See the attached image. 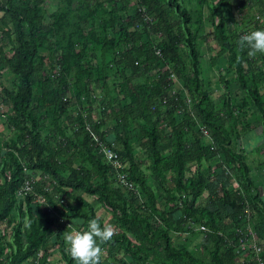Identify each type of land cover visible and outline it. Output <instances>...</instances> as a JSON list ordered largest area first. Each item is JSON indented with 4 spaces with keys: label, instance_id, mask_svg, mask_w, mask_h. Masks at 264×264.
Wrapping results in <instances>:
<instances>
[{
    "label": "trees",
    "instance_id": "16d2710c",
    "mask_svg": "<svg viewBox=\"0 0 264 264\" xmlns=\"http://www.w3.org/2000/svg\"><path fill=\"white\" fill-rule=\"evenodd\" d=\"M64 1L67 11L65 15L73 13L76 9L73 0ZM104 1L109 4L115 2ZM137 4L136 17H130L128 22L125 21L126 26L121 27L124 32L123 41L128 46L121 58L126 62L124 65L130 68L131 74L121 75L122 81L118 91L126 102L117 107L111 104L110 111L116 126L121 127L123 132L116 134V140L120 145L117 151L123 162H128L129 179L138 187L142 198L132 192H123L117 186L112 168L98 153V145L93 138L97 136L99 142H104L102 124L88 127L85 120L78 117L79 127L75 132V138L71 141L67 139L66 147L74 148L91 169L74 167L70 163L60 161L59 156L62 152L60 145L54 150L42 138L43 125L36 117L34 108L42 106L48 109V113L54 116L55 127L59 129L57 121L66 112V102L62 99L59 89H52L49 84L42 82L38 84L35 94L34 78L41 61L39 48L43 36L40 4L38 0H0L2 22L4 25L11 23L16 35V47L9 55L0 49V56L17 78L15 89L10 91L3 88V93L12 108L8 121L19 132L16 140L5 143L8 155L0 166L4 179L3 183H0V222L6 221L15 208L18 212L11 241L6 242L0 234V257L5 249H8L7 261H0V264H22L35 256L45 245L48 232L55 223V217L65 220L81 218L84 224L92 218H97L92 204L83 197L84 194L93 196L112 213L117 232L110 240L102 243L110 245L111 250L115 248L123 250L137 264H149L151 260H154L155 264H167L169 260L180 264H228L232 261V249H227L224 255L221 253L223 239L217 232L213 238L212 263L196 259L185 248L173 247L170 238L171 231L186 233L187 221L198 224L207 219L204 224L211 230H217L210 209L196 204L206 188V177L202 169L197 166L193 175L184 178L186 168L191 163L198 165L202 160L223 155L225 166L238 172L241 188L230 192L223 187L222 196L217 195L218 202L228 206L235 213L241 211L246 203L261 202L258 194L252 193L254 184L249 176L245 158L233 148L226 127L227 119L232 114L229 98L226 97L223 102V111H217L216 104L203 85L199 68L200 57L194 43V34L198 32L201 20H196L192 26L191 16L180 0H167L166 6L174 10L181 19L180 33L176 34L167 24L168 14L160 0H137ZM98 6L97 10L101 12V5ZM226 6L231 8L241 6L248 11L255 10L259 20L264 19V0H217L213 7V12L218 18L214 33L219 48L218 56H226L228 66L236 74L240 88L246 92L261 116L264 133V98L259 90L260 84L264 82V54L258 52L250 55L248 48L241 46L240 37L243 32L226 28L224 24L226 21L221 14V10ZM144 7L156 16V24L152 31L160 33L161 37L156 46L152 45L150 34L145 36L138 29L139 23L143 21L141 10ZM115 14L114 11L110 19L111 25L115 24ZM89 16L94 17L95 12L90 11ZM131 26L136 28L130 30ZM254 26L258 27L257 23ZM78 30L76 41H84L89 45L76 50L75 42L69 40L67 51L60 59L63 71L66 74L73 73L72 92L76 98L88 94L89 83L93 78L101 79L103 84L105 81L102 68L97 69L83 62L85 51L92 45H99L105 53L115 49L117 44L115 39L100 41L91 29L78 27ZM182 41L187 45L192 61L189 75L179 49ZM159 61L171 66L172 74L182 80L183 88L191 97L190 111L186 109L180 97L166 93L173 83L171 74L164 73L156 80L145 83L134 82L135 76L142 71L143 64H146L145 70L148 74L150 66ZM162 107L165 108V114L169 119L171 129L169 140L172 141L171 153L165 161L160 150V144L164 139L159 129ZM137 119L142 122L137 124L142 132V138H146L144 147L152 162L153 174L160 184L159 188H163L167 193V203L162 210L157 207L156 193L148 185L133 154L130 131ZM195 121L200 122L209 132L210 144H204L198 137L191 143L185 140L186 131L192 130ZM26 170L40 171L51 177L53 181L51 192L47 189L39 191L49 209L33 203L36 195L30 193H24L23 201L17 200L16 193L28 178ZM166 171L175 174L174 191H168L161 184L160 178ZM71 191L81 194H74ZM52 192L62 194L70 202L64 203L63 200L60 201L62 203L54 202ZM175 194L184 197L183 207L175 204ZM139 203L145 204L144 209ZM57 242L65 264H74L75 258L71 255L64 238L57 237ZM46 260L47 256L43 255L39 264H46ZM118 264L126 262L119 260Z\"/></svg>",
    "mask_w": 264,
    "mask_h": 264
},
{
    "label": "rangeland",
    "instance_id": "374dc122",
    "mask_svg": "<svg viewBox=\"0 0 264 264\" xmlns=\"http://www.w3.org/2000/svg\"><path fill=\"white\" fill-rule=\"evenodd\" d=\"M41 8V31L42 43L39 48V56L41 57L39 69L34 78L35 94L37 86L40 82L49 84L52 89H59L62 99L66 102V112L62 115L57 124L59 129L55 127L54 116L48 113V109L40 106L34 108V113L39 118L43 125L41 131L42 138L48 143L52 149H56L57 145L61 147L60 161L70 163L74 167H84L91 169L88 163L84 162L74 149H68L67 139L74 140L75 132L79 127L78 117L83 118L88 127L94 124H102V129L105 133L104 142L107 146L114 149H120V145L116 140V134H123L121 127L116 126L115 119L111 114L110 106L117 107L125 103L122 96L119 94V84L122 81L121 75L129 76L130 68H127L122 60V53L128 48L124 43V32L121 27L126 26L130 17H136L138 10L137 0H115L109 4L104 0H73L75 11L65 15L66 4L64 0H38ZM165 6V11L168 14L167 24L176 33H180L181 19L180 16L167 5V0H160ZM217 0H180L182 6L189 12L194 26L196 20H201L199 30L194 34L195 47L199 53V68L203 85L209 92L211 99L216 104L217 111H223L224 100L229 98L232 106V114L228 117L226 127L229 130L232 146L237 152L245 158V163L248 167L249 176L254 184L253 194H258L261 202L254 204L246 203L245 206L235 213L226 205H222L217 200V195L221 197V189L224 187L230 192L238 191L241 188L240 176L235 169L226 167L224 164L223 155L219 154L209 160H202L198 165L191 163L185 171L184 178L187 179L193 175L199 166L206 177V188L196 204L210 209L214 217V224L217 230H211L203 219L199 225H205L206 231L197 230V225L193 221H187L185 228L186 233L170 232V238L173 247L187 249L196 259L206 263H212L211 253L213 251V238L215 232L221 235L223 244L221 253L224 255L227 249L233 250V259L228 264H243L248 258L255 255L262 257L264 264V133L262 127V119L254 104L250 102L246 92H244L237 81L236 74L228 66L225 55L218 56L219 48L215 40V28L218 23V18L213 12ZM98 5H101V12L97 10ZM90 11L95 12V16H89ZM115 11L116 21L111 25L110 19ZM143 21L139 23V31L145 36L150 34L152 45L156 46L160 41V33L152 31V27L156 24V16L153 12L147 11L146 8L141 10ZM221 14L225 19V26L238 32H247L255 26L264 27V19L257 20V12L255 10L248 11L239 6L237 8L224 7ZM2 13H0V49L3 53L9 55L14 47H16L15 33L11 23L4 25L2 22ZM126 21V22H125ZM79 28L91 29L96 33L100 41L115 39L116 47L105 53L99 45H92L84 53L83 62L90 64L97 69L102 68L105 75L104 84L101 79L94 78L89 83V91L87 95H82L76 98L72 92V84L74 82L73 73L66 74L63 71L60 63L61 56L67 51L69 40L75 42V49H81L83 46L89 45L87 42H77L76 38L79 34ZM136 26H131L130 30ZM98 40V41H99ZM179 49L183 60L187 66V74L191 72V57L188 52L185 42H181ZM119 53V54H118ZM264 54V52H262ZM145 65H142V71L135 76V83H145L146 81L156 80L157 77L164 73L171 74L172 85L167 89L166 93L170 96H177L182 99L186 105V109H192V101L190 94L182 86V80L172 74V67L162 64L161 61L151 65L150 72L146 74ZM144 69V70H143ZM17 78L10 68L6 65L4 58L0 56V166L2 161L7 158V148L5 143L16 140L18 131L10 125L8 121L9 115L12 113V108L3 93V88L14 90L16 87ZM260 93L264 98V82L259 86ZM246 101V102H244ZM196 122V121H195ZM137 123H142L139 119L133 122V129L130 131V143L133 146V154L140 166L141 173L146 177L148 185L154 190L157 196V207L162 210L165 208L167 193L163 188H159L157 178L152 171V162L149 159L148 152L145 150L144 141L141 130ZM159 129L164 135V139L160 144L161 155L165 161L171 153L172 141L169 140L171 132L169 119L165 114V108H161V117L159 120ZM206 132V133H205ZM205 128L196 122L192 130L186 131L184 138L188 143H191L195 137H198L204 144H210V138ZM97 145L99 138H93ZM169 146V147H167ZM129 169V164L124 161ZM1 171V168H0ZM28 178L22 190L16 193L18 201H23V196L26 191L36 195L37 203L49 209V205L39 194L42 189H47L51 192L53 181L51 177L40 172L26 170ZM173 172H164L160 180L162 185L168 191H174ZM3 176L0 172V183H3ZM28 187V190L26 189ZM68 191H70L68 189ZM80 195V192H73ZM53 200L56 203L70 202L62 194H54ZM83 197L92 204L95 216L102 224L110 223L114 226V233L117 232L111 211L99 204L93 196L84 194ZM140 204V203H139ZM175 204L178 207H183L184 197L175 194ZM145 204L141 203L142 209ZM55 223L48 232V237L45 245L37 252V255L29 258L22 264H39L43 255L47 256L46 264H65L59 249L57 237H62L64 231H70L73 227L85 228L83 219L76 218L65 220L55 217ZM18 212L15 208L10 217L0 222V234L6 242L11 241L13 226L17 223ZM209 236V237H207ZM65 240V239H64ZM66 243V241H65ZM67 244V243H66ZM102 264H118L119 260H123L126 264H137L126 255L123 250L115 248L111 250L110 245H104ZM245 254V256H242ZM8 257V249H5L4 254L0 257V261L6 262ZM151 260L149 264H155ZM74 264H77L76 259ZM167 264H180L169 260ZM213 264V263H212Z\"/></svg>",
    "mask_w": 264,
    "mask_h": 264
},
{
    "label": "clouds",
    "instance_id": "9594fccd",
    "mask_svg": "<svg viewBox=\"0 0 264 264\" xmlns=\"http://www.w3.org/2000/svg\"><path fill=\"white\" fill-rule=\"evenodd\" d=\"M242 47H247L249 54L264 52V27H254L240 37ZM114 234V226L102 224L97 218L88 221L87 227L64 231L63 236L71 255L77 264H100L103 257L102 242L108 241Z\"/></svg>",
    "mask_w": 264,
    "mask_h": 264
},
{
    "label": "built area",
    "instance_id": "2783aa9c",
    "mask_svg": "<svg viewBox=\"0 0 264 264\" xmlns=\"http://www.w3.org/2000/svg\"><path fill=\"white\" fill-rule=\"evenodd\" d=\"M98 153L101 155L104 162L112 168L113 178L117 186L123 192H132L139 198H142L138 187L135 185V183L132 180L129 179V173H128L129 169L126 167L125 162H123V160L121 159V156L118 153V151L114 149L113 147L107 146L106 143L99 142L98 143ZM22 188L20 190H22ZM26 189L28 190V187H26ZM25 193L32 194V192H28V191H26ZM197 230L201 232H205L206 227L204 225H197ZM242 256H245V254H243ZM242 263L243 264H263L262 257H257V255L251 258H248L245 261L243 259Z\"/></svg>",
    "mask_w": 264,
    "mask_h": 264
},
{
    "label": "bare ground",
    "instance_id": "6f19581e",
    "mask_svg": "<svg viewBox=\"0 0 264 264\" xmlns=\"http://www.w3.org/2000/svg\"><path fill=\"white\" fill-rule=\"evenodd\" d=\"M37 255V254H36Z\"/></svg>",
    "mask_w": 264,
    "mask_h": 264
}]
</instances>
